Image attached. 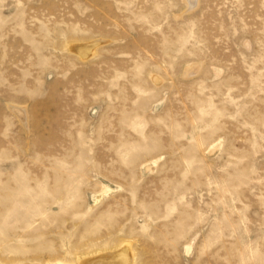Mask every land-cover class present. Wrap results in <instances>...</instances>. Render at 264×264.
<instances>
[{"label": "rangeland", "instance_id": "obj_1", "mask_svg": "<svg viewBox=\"0 0 264 264\" xmlns=\"http://www.w3.org/2000/svg\"><path fill=\"white\" fill-rule=\"evenodd\" d=\"M196 2L0 0V264H264V0Z\"/></svg>", "mask_w": 264, "mask_h": 264}, {"label": "bare ground", "instance_id": "obj_2", "mask_svg": "<svg viewBox=\"0 0 264 264\" xmlns=\"http://www.w3.org/2000/svg\"><path fill=\"white\" fill-rule=\"evenodd\" d=\"M186 2H187V5H188V7H191V6H193L194 5V3L196 2V0H186ZM196 4H197V2H196ZM15 111V110H14ZM18 112V111H17ZM26 127V126H25ZM109 190L108 189H105L104 190V192L103 193H106V192H108ZM188 251V250H187ZM112 253V252H111ZM113 255V254H112ZM111 255V256H112ZM116 256V255H115ZM98 257V256H97ZM114 257V256H113ZM102 259H105V258H102ZM121 259V258H120ZM107 261H109V260H107ZM97 262H98V260L97 261H86V262H84V264H97ZM101 261H99L98 263H100ZM100 264H125V263H120V261L118 262L116 259H111L109 262H106V261H104V262H101Z\"/></svg>", "mask_w": 264, "mask_h": 264}]
</instances>
